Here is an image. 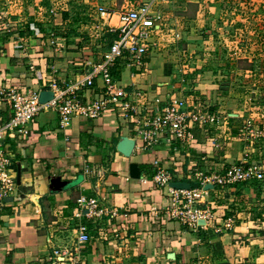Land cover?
<instances>
[{
	"label": "crops",
	"instance_id": "obj_1",
	"mask_svg": "<svg viewBox=\"0 0 264 264\" xmlns=\"http://www.w3.org/2000/svg\"><path fill=\"white\" fill-rule=\"evenodd\" d=\"M22 1L0 0V91L38 94L82 80L98 63L90 50L80 49L77 40L67 43L64 35L53 37L70 27H62L61 14L43 10L44 0ZM99 7L98 32H109L116 20H103ZM204 18L209 47L196 66L203 70L198 78L171 83V64L152 62L149 46L142 66L120 59L125 63L111 68L127 93L122 102L128 100L136 113L109 104L98 118L73 117L62 128L48 110L29 124L27 139L5 140L20 185L0 208V264H69L54 251L75 248L80 224L88 229L89 241L79 252L85 264H264V179L208 190L197 208L209 217L195 230L164 214L169 192L151 179L155 161L170 182L190 188L198 186L197 172L264 163V0H210ZM254 21L260 24L247 32L246 23ZM93 82L77 92L87 103L104 97L102 79ZM173 98L184 100L189 113L216 121L191 123L189 145L158 139L145 147L136 130L140 117ZM10 107L0 101V123ZM123 136L135 141L129 157L115 149ZM59 182L67 185L59 190ZM80 198L97 199L105 212L79 214Z\"/></svg>",
	"mask_w": 264,
	"mask_h": 264
},
{
	"label": "built area",
	"instance_id": "obj_2",
	"mask_svg": "<svg viewBox=\"0 0 264 264\" xmlns=\"http://www.w3.org/2000/svg\"><path fill=\"white\" fill-rule=\"evenodd\" d=\"M169 0H146L139 7L129 10L114 11L105 7L98 8V14L103 20L111 21L115 18V24L108 27L109 33L115 35V39L101 62L92 66V69L82 80L76 81L65 89L53 88L54 97L47 104L38 102V94L35 92L18 93L12 90L0 91V101L11 103L10 116L7 121L0 123V208L7 204L16 189L15 178L11 167L14 154L9 150L5 140L12 141L27 139L30 135L29 124L42 111L52 109L58 115L60 127L69 125L73 117L96 119L107 110L109 104L120 103L124 112L136 113V107L128 100L125 90L117 85V81L111 75V68L120 59L127 60V66H142L147 48L152 45L151 37L156 25L161 20L160 11L154 9L157 4H167ZM31 68H33L31 66ZM100 77L104 86V97L95 99L90 103L85 102L77 92L80 89L94 87V79ZM140 115V114H139ZM137 125V133L140 135L145 147L151 148L158 140L168 143L182 142L191 144L193 134L190 131L191 123L215 122L216 118L209 115L189 113L186 103L182 99L173 98L163 107L156 108L152 116L140 117ZM250 135H253L251 123L246 125ZM155 174L152 180L160 187L167 188L169 192V205L164 209V214L171 220L189 230L200 227L199 221H206L209 217L207 210L197 208L204 203L207 191L203 190L206 184H212L220 188L251 181H263L264 163L257 162L246 164L245 162L229 166L222 173L205 174L197 172L196 188L173 189L168 186L169 175L155 161ZM146 182V178L142 179ZM79 214L83 209L86 215L98 217L105 212L99 208L98 200L93 198H80L77 201ZM76 246L73 250H55L54 256L66 257L69 264H85L79 257L82 246L89 241L87 227L78 225Z\"/></svg>",
	"mask_w": 264,
	"mask_h": 264
},
{
	"label": "rangeland",
	"instance_id": "obj_3",
	"mask_svg": "<svg viewBox=\"0 0 264 264\" xmlns=\"http://www.w3.org/2000/svg\"><path fill=\"white\" fill-rule=\"evenodd\" d=\"M145 1L146 0H44L42 7L51 17L54 14L62 15L63 12H67L68 17L66 21L62 23V27L65 30H67L73 22L72 19L80 17V19L83 20V18H85L86 21L79 20V22L73 26L74 29L72 32H68V30L65 32L64 30L62 32H53V37L63 39V37L66 36V38H64L67 39L66 42L69 44H73V42L75 43L77 40L80 49L90 50V57L99 63L108 49L104 47L105 40H101L104 32H98L101 29L99 25L96 26L99 21V19H97V6L120 11L137 8ZM209 1L210 0H169L167 4H157L154 7V9L160 11L161 20L156 25L153 36L151 37V48L154 50L150 52L149 59L152 57V62L154 61L160 64L165 62L171 64V71H173L172 73L174 75L171 83L176 80L179 82L182 78L185 79V82H191L193 78H198L199 75L203 73V70L200 68L196 69V66H200L201 63L199 62H203L206 57L204 49L209 47L208 41L206 40V42L204 40L205 33L203 31V19H205V10ZM22 2L24 4L25 0ZM50 10H52V13H50ZM48 22L45 21L44 23L47 24ZM223 23L225 24V22ZM223 23L222 25L225 26ZM259 24V21L246 23L245 27L247 32H253V29L257 28L255 26ZM261 26L264 27V24L261 23ZM62 35L64 36L62 37ZM120 61L121 63H125V60ZM119 67L120 66H118V68ZM72 71L74 72V70ZM117 72L115 71V74ZM48 110L47 112H49ZM43 112L44 111L41 113ZM9 169L12 171L14 167L11 166Z\"/></svg>",
	"mask_w": 264,
	"mask_h": 264
},
{
	"label": "water",
	"instance_id": "obj_4",
	"mask_svg": "<svg viewBox=\"0 0 264 264\" xmlns=\"http://www.w3.org/2000/svg\"><path fill=\"white\" fill-rule=\"evenodd\" d=\"M53 97H54V92L52 90H42L38 93V102L42 105L47 104L53 99ZM134 146H135L134 139L123 136L118 141L115 149L118 153H120L124 157H129L134 149ZM16 184L17 186L20 185V171L19 170L16 175ZM66 185H67L66 182H59L57 187L60 190ZM168 186L173 189H186V190L190 189V184L187 182H169ZM213 187L214 186L212 184H206L203 187V190L204 191L212 190ZM84 213H87V210H85ZM198 223L199 225L203 224V221H199ZM173 257H174L173 254H169L168 256V258H173Z\"/></svg>",
	"mask_w": 264,
	"mask_h": 264
},
{
	"label": "trees",
	"instance_id": "obj_5",
	"mask_svg": "<svg viewBox=\"0 0 264 264\" xmlns=\"http://www.w3.org/2000/svg\"><path fill=\"white\" fill-rule=\"evenodd\" d=\"M62 17H63V21H66V19H67V17H68V14H67V12H63L62 13ZM73 20V22L70 24V29H69V31L68 32H72V30L74 29L73 28V26L74 25H76L77 24V22H79V20H81L80 19V17H76V18H74V19H72ZM81 21H86L85 20V18H83V20H81ZM66 37V36H65ZM114 39H115V35H113L112 33H109V32H104L103 33V37H102V39L101 40H105V43H104V47L106 48V49H110V47H111V45H112V43H113V41H114ZM108 50H107V52H108ZM106 52V53H107ZM112 73H113V71H112V69H111V75H112ZM113 76V75H112ZM191 186H192V188H194V187H196L197 185L196 184H191ZM216 187H218V186H215V188ZM259 188H260V186H259ZM87 231H88V229H87Z\"/></svg>",
	"mask_w": 264,
	"mask_h": 264
}]
</instances>
